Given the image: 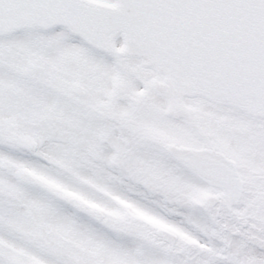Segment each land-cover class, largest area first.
Returning <instances> with one entry per match:
<instances>
[{
	"label": "snow or ice",
	"instance_id": "snow-or-ice-1",
	"mask_svg": "<svg viewBox=\"0 0 264 264\" xmlns=\"http://www.w3.org/2000/svg\"><path fill=\"white\" fill-rule=\"evenodd\" d=\"M0 264H264V0H0Z\"/></svg>",
	"mask_w": 264,
	"mask_h": 264
},
{
	"label": "rangeland",
	"instance_id": "rangeland-1",
	"mask_svg": "<svg viewBox=\"0 0 264 264\" xmlns=\"http://www.w3.org/2000/svg\"><path fill=\"white\" fill-rule=\"evenodd\" d=\"M62 210L65 212V213H72L74 210L70 207V206H67V205H63L62 206ZM178 219V218H177ZM80 221L82 223H89L87 222V220H85L84 218H80Z\"/></svg>",
	"mask_w": 264,
	"mask_h": 264
},
{
	"label": "flooded vegetation",
	"instance_id": "flooded-vegetation-1",
	"mask_svg": "<svg viewBox=\"0 0 264 264\" xmlns=\"http://www.w3.org/2000/svg\"><path fill=\"white\" fill-rule=\"evenodd\" d=\"M123 243H125V244H126V243H127V242H126V240H124V241H123Z\"/></svg>",
	"mask_w": 264,
	"mask_h": 264
}]
</instances>
